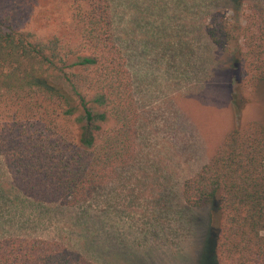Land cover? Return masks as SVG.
Wrapping results in <instances>:
<instances>
[{
    "label": "trees",
    "instance_id": "obj_1",
    "mask_svg": "<svg viewBox=\"0 0 264 264\" xmlns=\"http://www.w3.org/2000/svg\"><path fill=\"white\" fill-rule=\"evenodd\" d=\"M21 1L28 25L36 22V29L57 21V26L39 35L0 13V155L11 184L5 189L14 190L16 202L34 205L36 216L55 205L98 203L97 191L131 167L138 153L140 108L118 40L116 4L66 0L69 16L62 20L55 18L61 11L50 0ZM154 1L129 0L127 5L142 8ZM207 32L226 47L229 29L213 23ZM234 106L239 117L236 98ZM183 197L208 213L198 264H264L261 132L237 126L184 181ZM26 224L11 223L14 232L0 236V264H101L62 234H27Z\"/></svg>",
    "mask_w": 264,
    "mask_h": 264
},
{
    "label": "rangeland",
    "instance_id": "obj_2",
    "mask_svg": "<svg viewBox=\"0 0 264 264\" xmlns=\"http://www.w3.org/2000/svg\"><path fill=\"white\" fill-rule=\"evenodd\" d=\"M59 1L46 2L59 7L55 18L63 20L68 5ZM128 3L114 0L140 108L136 162L97 191L98 203L55 205L37 217L34 205L6 191L10 173L0 155V236L24 221L27 234H62L101 264H198L208 213L187 205L183 184L237 126L264 135V0ZM0 13L18 28H35L21 0H0ZM213 23L229 29L226 47L209 37ZM43 25L34 30L49 35L57 21Z\"/></svg>",
    "mask_w": 264,
    "mask_h": 264
}]
</instances>
